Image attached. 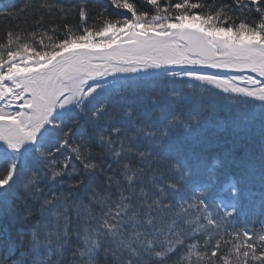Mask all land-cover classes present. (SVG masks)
<instances>
[{
	"label": "snow or ice",
	"instance_id": "obj_1",
	"mask_svg": "<svg viewBox=\"0 0 264 264\" xmlns=\"http://www.w3.org/2000/svg\"><path fill=\"white\" fill-rule=\"evenodd\" d=\"M107 2L125 15L108 19L100 9L95 29L89 0L68 8L27 0L0 12L37 15V24L45 14H78L80 22L64 23V38L41 39L39 49L13 48L9 31L0 51V220L19 226L0 264H102L101 256L103 264H264V222L259 231L235 224L239 185L256 165L231 151L211 162L181 156L172 137L198 136L203 109L161 110L147 125L134 123L138 106L176 96L154 92L157 78L212 86L264 116V0L208 11L201 0H144L152 14L134 0ZM261 137L264 186V123ZM232 163L242 175L221 181L217 169Z\"/></svg>",
	"mask_w": 264,
	"mask_h": 264
},
{
	"label": "trees",
	"instance_id": "obj_2",
	"mask_svg": "<svg viewBox=\"0 0 264 264\" xmlns=\"http://www.w3.org/2000/svg\"><path fill=\"white\" fill-rule=\"evenodd\" d=\"M26 2L27 0H15V4L10 9H3L0 12H15L18 8L23 7ZM32 2L43 3L44 0H32ZM50 2L68 8L76 4L78 0H50ZM134 2L142 10L148 11L150 14L154 13V9L147 5L144 0H134ZM170 2H176V0H170ZM201 2L210 6L205 9V11H208L218 8L221 3L230 4L231 0H201ZM89 6L92 11L88 24L93 26L94 29L102 26L103 23V17L97 18V12L100 9H108V19H121L125 15L121 10L112 8L107 0H89ZM161 6L164 7L166 4L162 3ZM39 18V16L29 13L15 19L0 15V51H5L6 53L9 47V31L13 33V48L19 43H27L39 49L41 39H43L44 44H49L56 39L64 38V23L74 26L80 23L78 14L67 20L61 19L59 14L55 16L45 14L41 23L37 24L36 21ZM54 29H59V31H54ZM73 31H76L75 27ZM17 36H19V40H16ZM48 37H52L53 39L49 40ZM188 83L199 85V82L188 79L176 78L175 82H173L172 78H160L157 80L154 84V92H160L162 95L175 92L176 96H169L168 100L159 105L138 106L134 110V115L138 117L134 123L136 125H147L156 120L161 110L168 114L174 112L183 114L189 110L203 109L207 115L201 133L196 137L188 138L180 134H174L172 143L180 150L181 156L188 160H191L194 155H199L206 162H211L222 159L226 151H231L237 161L243 160L254 163L256 165L255 177L245 183H241L240 189L242 196L245 198L252 199L259 196L264 192V186L261 185L259 180V161L262 143L261 124L264 123V116H262L259 110L253 113L243 106L237 107L231 104L229 100L223 98V93L216 91L209 85H199L189 88L187 86ZM227 103H230L235 109L227 108L228 111L224 110ZM234 118L235 123H232ZM75 138L78 139L79 137ZM96 151H99V149H96ZM95 160H98V157L94 159V162ZM74 163L78 168L82 169L79 161H74ZM218 172L238 174L240 177L243 169L239 163H232L224 168H218ZM168 178L174 179L175 177L169 176ZM63 179H68V177L65 176ZM146 181L147 177H145ZM56 190L68 191L66 187L63 189L57 188ZM18 227L7 220H0V252L14 242V238L19 234ZM5 229L6 231H4ZM22 234L27 238L26 230ZM26 250V248H22L19 251ZM19 251L16 253V256H19ZM100 259L103 264L105 257L101 256Z\"/></svg>",
	"mask_w": 264,
	"mask_h": 264
},
{
	"label": "rangeland",
	"instance_id": "obj_3",
	"mask_svg": "<svg viewBox=\"0 0 264 264\" xmlns=\"http://www.w3.org/2000/svg\"><path fill=\"white\" fill-rule=\"evenodd\" d=\"M234 74H236V73H234ZM249 75H253L254 76L255 74L249 73ZM227 108L235 109V107L232 106L230 103H227L226 108H224V110L228 111Z\"/></svg>",
	"mask_w": 264,
	"mask_h": 264
},
{
	"label": "bare ground",
	"instance_id": "obj_4",
	"mask_svg": "<svg viewBox=\"0 0 264 264\" xmlns=\"http://www.w3.org/2000/svg\"><path fill=\"white\" fill-rule=\"evenodd\" d=\"M243 185H244V184H243ZM260 195H261V194H260ZM255 198H256V200H257V201H259V202H260V200H261V197H258V196H257V197H255Z\"/></svg>",
	"mask_w": 264,
	"mask_h": 264
}]
</instances>
